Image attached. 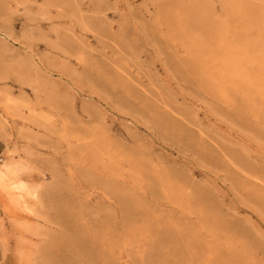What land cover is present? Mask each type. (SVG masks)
I'll return each instance as SVG.
<instances>
[{"label": "rangeland", "instance_id": "1", "mask_svg": "<svg viewBox=\"0 0 264 264\" xmlns=\"http://www.w3.org/2000/svg\"><path fill=\"white\" fill-rule=\"evenodd\" d=\"M195 5L208 29L182 17ZM262 13L264 0H0V165L25 163L41 196L35 215L12 213L0 187V264H44L49 234H67L47 222L57 178L85 205L69 219L84 239L91 221L108 230L93 262L67 243L60 261L264 264ZM197 51L207 84L184 63ZM84 149L101 166L94 179L122 173V210L79 177L96 165Z\"/></svg>", "mask_w": 264, "mask_h": 264}, {"label": "bare ground", "instance_id": "2", "mask_svg": "<svg viewBox=\"0 0 264 264\" xmlns=\"http://www.w3.org/2000/svg\"><path fill=\"white\" fill-rule=\"evenodd\" d=\"M177 1V0H176ZM196 1V0H194ZM199 1V0H198ZM167 2V1H166ZM197 3V2H196ZM195 3V4H196ZM200 3V2H199ZM203 3V2H202ZM166 4V3H165ZM164 4V5H165ZM170 4V3H169ZM168 5V3L166 4ZM178 5V4H177ZM202 5V4H201ZM233 5V4H231ZM236 5V4H235ZM179 6V5H178ZM209 6V5H207ZM206 6V7H207ZM165 7V6H164ZM183 7V6H182ZM196 7V5H195ZM198 7V6H197ZM195 8L192 10L191 14L189 15L188 13H183L184 18H186L187 21H189V25L191 27L193 26H197L200 29H208V24L210 22V18L206 15V10L205 12H203L201 9L202 7L199 6V8ZM201 8V9H200ZM232 8V7H231ZM235 8V7H234ZM172 6L170 5V8H167L166 11V22L169 26H172V23L176 24L177 19L175 18V14H174V18L172 19V12L176 11L172 10ZM211 9V8H210ZM240 9V8H239ZM191 11V9H189ZM188 10V11H189ZM230 10V9H229ZM178 11V10H177ZM181 11V10H180ZM185 12V11H184ZM231 12V11H230ZM229 12V13H230ZM176 13V12H175ZM190 13V12H189ZM228 13V14H229ZM254 13V12H253ZM177 14V13H176ZM213 14V13H212ZM239 14V13H238ZM238 14L236 16H238ZM245 14V13H244ZM264 14V13H262ZM232 15V14H231ZM231 15L228 18H231ZM242 15V14H241ZM250 15H252L250 13ZM179 16V15H177ZM233 16V15H232ZM244 16V15H243ZM260 16V15H259ZM181 17V15H180ZM233 18V17H232ZM249 20H247L249 23L250 21L253 22H257L258 21V16L257 13L256 15H252L251 17H248ZM182 19V18H181ZM210 19V20H209ZM217 19V18H215ZM251 19V20H250ZM165 20V18H164ZM176 20V21H175ZM175 21V22H174ZM212 21V20H211ZM246 21V22H247ZM261 21V20H260ZM211 23V22H210ZM224 24V23H222ZM221 24V25H222ZM257 24V23H256ZM166 25V24H164ZM179 25V24H178ZM182 25H183V21H182ZM186 25V24H185ZM252 25V24H250ZM175 26V25H173ZM184 26V25H183ZM187 26V25H186ZM248 26V25H247ZM259 26V25H258ZM255 27V26H254ZM172 28V27H171ZM179 28V27H178ZM197 28V29H198ZM257 28V27H256ZM190 30V29H189ZM188 30V31H189ZM212 30V29H209ZM174 31V30H173ZM201 31V30H200ZM260 31V30H259ZM199 32V31H198ZM206 36H208V38H211L215 31L213 30L211 31H207ZM203 34V32H202ZM246 36V35H245ZM217 37V36H216ZM257 41V40H256ZM206 42V41H205ZM260 42V41H259ZM252 42H250V45ZM200 44V43H199ZM198 44V45H199ZM257 44V43H255ZM262 45H264V43H261ZM203 45V44H202ZM197 46V45H196ZM248 46V45H247ZM261 46L258 44V47ZM198 47V46H197ZM204 48V46H202ZM258 47H256L255 49H257ZM260 48V47H259ZM258 48V49H259ZM194 49V48H193ZM257 49V50H258ZM261 49V48H260ZM204 50V49H203ZM206 50V49H205ZM253 51V50H252ZM192 52V51H191ZM190 52V53H191ZM205 53V52H204ZM201 53V51H197L195 54H190V58L188 60H186L185 66L190 69L193 73V75H197L200 76V80L203 84H207L206 79L204 78L205 76V70L201 65V61L200 59L202 58L203 54ZM209 53V52H207ZM208 55V54H207ZM212 56V55H211ZM210 58V57H209ZM218 58V57H217ZM259 58V57H258ZM211 59V58H210ZM205 61V60H204ZM215 61V60H214ZM180 62V61H179ZM210 62V60H209ZM208 63V62H207ZM215 63V62H213ZM207 65V64H206ZM209 65V64H208ZM212 67V66H211ZM207 69V68H205ZM209 73V72H207ZM199 80V81H200ZM211 89V88H210ZM250 101V100H249ZM94 133V132H93ZM88 135V134H87ZM85 137V136H84ZM111 144V143H110ZM84 151H86V156L88 157V160H90L91 162L93 161V164L96 163V165H94V167L92 168L93 170V174L86 169L80 170L79 168V177H81V180L83 179L85 182L89 183V184H96L100 185V187H103V190H105V192H111L112 194H114L118 200L119 206H120V210H122L123 207V196L121 194V192L123 191V184L121 182V178L122 173H115L116 175V181L115 180H111L110 178H102L100 180H97L96 177L94 179V172L99 171L100 167L97 165V156H95L89 149H84ZM206 151V150H205ZM204 151V152H205ZM68 152V151H67ZM202 152V151H201ZM202 152V153H204ZM201 153V154H202ZM66 156L70 159H76L79 158V156L76 154L75 151H70L68 153H65ZM205 155V154H204ZM66 158V157H65ZM63 160V159H62ZM80 160V159H79ZM14 161V160H13ZM67 161V160H66ZM63 162V161H62ZM66 163V162H65ZM112 163V161L110 162ZM67 165V164H66ZM71 166V165H70ZM113 166L109 164V166L107 167L110 168L111 170ZM34 168V167H33ZM29 167L25 164V163H15V162H10V161H3L0 165V187H1V191L4 193V195L7 196L6 202H5V207L7 210H9V212H17L20 211V213H25V215H35V206L38 203V199L41 197L39 196L38 192H39V187L35 186L32 182H29L25 179V175L28 172ZM78 169V168H77ZM89 169V168H88ZM53 171V169H52ZM56 171V170H55ZM53 171V172H55ZM58 171V170H57ZM56 171V172H57ZM60 171V170H59ZM55 172V173H56ZM53 176V174H52ZM55 176V175H54ZM62 176V175H61ZM37 177V176H36ZM34 177V178H36ZM60 178V177H59ZM68 178V177H67ZM98 178V176H97ZM119 178V179H118ZM55 180V179H54ZM62 180V179H61ZM65 180V178H64ZM81 180L76 179V177L74 175L71 174L70 176V181L74 182V183H80ZM119 180V181H118ZM67 181V180H66ZM68 181V182H70ZM36 182V181H35ZM55 182V181H54ZM63 182V181H62ZM61 181L56 180L55 184L52 183V186L50 189H48V193L46 192L45 194L47 195V197H45L48 201L49 198V209L51 210L52 215L51 216V220H48L47 222L50 224H54L56 226H59L63 229L64 233L66 232V235H62L59 233H51L49 234V240L48 242L40 248V253H42V257H44V264H70L67 260H62L60 261L59 259L56 258L55 256V249L58 248V245H61L63 243H67L70 246L73 247H81L80 248V253L79 255L83 258H85V261L87 262H93V255H92V246L95 245L98 240H100L102 237H104L108 230L105 227V221L99 220V221H95L93 223V221H91L92 223L90 224H94L93 226H89V228L85 231L87 232V234L89 235L88 240L84 239V236H82V234H84V232L82 230H79L77 227V224L74 222H71L69 219H73V220H78L80 216L85 215L86 214V210L84 208V206L81 203H76L74 200V197L72 195H70V193H67L65 196L62 195V190H65V188L61 185L62 184ZM120 182V183H119ZM86 183V184H87ZM64 185V184H63ZM67 185V184H65ZM64 185V186H65ZM44 186V185H43ZM42 186V187H43ZM95 186V185H94ZM101 187V188H102ZM49 188V187H48ZM94 188V187H93ZM96 188V187H95ZM67 191H70V187L67 186ZM47 190V189H46ZM77 190H79L77 188ZM42 191V190H41ZM104 192V191H103ZM102 192V193H103ZM43 193V192H42ZM41 193V194H42ZM85 193V192H84ZM44 194V193H43ZM45 195V196H46ZM111 195V194H110ZM44 197V196H42ZM44 200V199H43ZM30 201H33V203L31 204ZM45 201V200H44ZM41 202V201H40ZM47 203V202H46ZM45 204V203H44ZM40 205V204H39ZM46 205V204H45ZM45 207V206H44ZM43 208V207H42ZM48 208V207H47ZM5 209V208H4ZM90 209V208H89ZM37 210V209H36ZM47 211V210H45ZM12 212V213H13ZM89 212V211H88ZM101 212V211H100ZM90 214V213H89ZM24 215V214H23ZM103 215V214H102ZM43 217V216H42ZM102 217V216H100ZM106 217V215H105ZM18 219V218H17ZM106 219V218H105ZM107 220V219H106ZM46 221V220H45ZM119 227L122 229L123 227V216L121 215L120 217V223H119ZM38 251V250H37ZM38 253V252H37ZM58 255V254H57ZM41 256V255H40ZM39 257V255H38ZM43 259V258H42ZM4 260V259H3ZM2 260V261H3ZM82 261V260H81ZM43 261H41L42 263ZM73 262V259H72Z\"/></svg>", "mask_w": 264, "mask_h": 264}, {"label": "crops", "instance_id": "3", "mask_svg": "<svg viewBox=\"0 0 264 264\" xmlns=\"http://www.w3.org/2000/svg\"><path fill=\"white\" fill-rule=\"evenodd\" d=\"M5 149H6V144H5L4 140H2V138H0V157L4 153Z\"/></svg>", "mask_w": 264, "mask_h": 264}]
</instances>
